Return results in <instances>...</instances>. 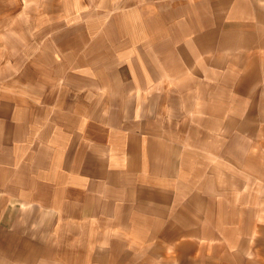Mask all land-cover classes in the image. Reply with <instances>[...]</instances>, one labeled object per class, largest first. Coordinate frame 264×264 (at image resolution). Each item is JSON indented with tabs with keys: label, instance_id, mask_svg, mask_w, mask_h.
Wrapping results in <instances>:
<instances>
[{
	"label": "crops",
	"instance_id": "obj_1",
	"mask_svg": "<svg viewBox=\"0 0 264 264\" xmlns=\"http://www.w3.org/2000/svg\"><path fill=\"white\" fill-rule=\"evenodd\" d=\"M56 2L47 38L0 22V63L28 64L0 67V264H217L221 240L230 257L253 198L232 175L264 173L242 114L264 0H110L96 25Z\"/></svg>",
	"mask_w": 264,
	"mask_h": 264
},
{
	"label": "rangeland",
	"instance_id": "obj_2",
	"mask_svg": "<svg viewBox=\"0 0 264 264\" xmlns=\"http://www.w3.org/2000/svg\"><path fill=\"white\" fill-rule=\"evenodd\" d=\"M2 1V0H0ZM6 1V0H5ZM9 1V5L5 6L8 8H12L11 6H15L19 8L18 15H16V9H12L9 12H12V15H8V13L3 14L2 11H0V22L3 21L4 17L10 16L8 18V21L6 24L9 25V23H13V27L15 26V23L17 19H19V23L21 24L22 30H20V34L24 32V38H28L32 36L31 32L32 29L41 35V37H48V34H46V27H44L45 23H47V14L45 11V8L47 6H59V4H48L47 0H7ZM118 0H113V4L115 5V2ZM158 1V0H155ZM103 2V8L100 7V1L96 2V0H76V8H79L78 15H73V21L78 20L77 23H83V24H93L96 25L100 22H107L111 20L114 16L112 15H106L108 12L106 11V7H111V5H106L107 3H110V0H102ZM121 2V0H120ZM99 4V5H98ZM11 5V6H10ZM120 5V4H119ZM71 6V4H70ZM45 7V8H44ZM117 10V8H114ZM102 12V13H99ZM99 13V14H98ZM10 14V13H9ZM59 17V16H56ZM57 22L60 20H56ZM72 23H75L73 22ZM51 21L50 23H52ZM39 24V26H38ZM54 25V23H53ZM86 28V27H81ZM85 30V29H81ZM13 31L10 29L6 32V37ZM85 33V31L82 32V34ZM91 34L92 32H88ZM78 35L79 32H78ZM14 38L13 35H9L8 39ZM32 48L29 46H25L21 48V51H24L25 59L27 58V51H30ZM37 50V48H36ZM28 66V64L25 63H0V67L4 69H8L10 71L15 70V68H20L23 71ZM30 73V72H29ZM264 84V79H263ZM245 103V110L242 111V114L247 119V135L249 136L247 140L248 142V150L247 154L249 157L252 154V151L258 150L259 151V157L257 158L258 163L263 167L264 171V90H247V96L244 99ZM245 135V136H247ZM244 136V137H245ZM254 136L258 137L257 142V149H255L253 144V148H251L252 145V138ZM246 138V137H245ZM250 151V152H249ZM244 174H233L232 179L233 182H235L237 179L240 180H247L249 182L248 184V194L249 198L253 196L252 201L249 200L248 206L244 207H233V214L240 215L241 212H244V214L241 213L242 223L239 224L235 221V215H233L232 220V236L230 242H231V255L230 257L228 249V241L226 240L225 243L220 241V243L217 244L215 247L216 251H220V256H217V264L224 263V264H246L243 252H248L249 254L252 253V255H249L248 258L249 263L248 264H254L257 262H263L264 260V173H257L255 175H246L245 177H242ZM245 180V181H246ZM239 209V210H238ZM244 219V220H243ZM240 227V228H239ZM242 228V229H241ZM250 237V238H249ZM255 249H258V257L255 256ZM240 252V253H239ZM226 256V259L224 260V257ZM257 258L258 260H255ZM225 261V262H224Z\"/></svg>",
	"mask_w": 264,
	"mask_h": 264
}]
</instances>
